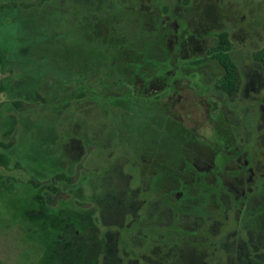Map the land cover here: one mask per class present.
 <instances>
[{"label": "rangeland", "instance_id": "obj_1", "mask_svg": "<svg viewBox=\"0 0 264 264\" xmlns=\"http://www.w3.org/2000/svg\"><path fill=\"white\" fill-rule=\"evenodd\" d=\"M0 1L17 4L0 16V42L15 69L11 90L25 100L40 97L16 112L22 121L13 162L83 176L102 236L117 234L121 264H131L135 251L140 264H191L186 255L203 264H231L225 251L209 247L211 217L227 231L236 216H226L221 181L212 184L211 175L225 165L233 175L232 166L245 159L254 177L264 173V70L253 57L264 46V0H142L116 4L97 20L82 2L80 12L77 0L69 1L68 11L43 17L20 11V4L39 0ZM222 31L229 32L241 71L234 100L214 86L223 74L216 60L195 63ZM7 75L0 70V79ZM10 98L0 93L3 113L10 112ZM238 154L242 161H231ZM0 174V258L39 264L43 248L31 223L12 220L29 196L21 182L30 173L0 166ZM111 181L123 194L137 190L142 207L134 219L133 208L115 216L106 206L102 219L90 200L103 197ZM262 198L254 195L247 205ZM255 223L264 225V209ZM180 247L186 254L179 256Z\"/></svg>", "mask_w": 264, "mask_h": 264}, {"label": "trees", "instance_id": "obj_2", "mask_svg": "<svg viewBox=\"0 0 264 264\" xmlns=\"http://www.w3.org/2000/svg\"><path fill=\"white\" fill-rule=\"evenodd\" d=\"M69 1L39 0L22 3L20 4V11L35 13V15L39 14L43 17L55 10L66 11L70 7ZM77 1L76 7H80L82 2L84 6L82 10L87 11L93 20H97V17H103L102 13H105V15L112 13L116 4L127 7L142 0ZM12 4L17 6L16 3ZM12 4L0 1V16L4 13L5 8L10 7ZM217 36V40L209 50L208 55L196 62H204L208 59L216 60L221 65L223 74L217 79L214 86L233 98L241 88V72L231 55L233 43L229 32L222 31ZM253 57L264 70V46L255 51ZM10 63L11 61L7 58L0 42V70L2 72L10 71L11 73V75L0 79V93L6 92L11 97L7 101L9 102V114L3 113L0 109V166L8 169L12 167L25 168L30 173V178L25 182H21V185L27 189V195L29 196L21 205L20 214L16 213L12 220L16 221L21 217L22 221L31 223V234L40 238L39 245L43 248L39 264H98L101 255H103V264H121L117 247V234L114 231H109L106 237L102 236L97 222L98 210L90 206L87 200L88 197L83 193L84 184L86 183L83 176L77 180V175H72L60 169V167L42 173L33 170L29 165L24 166L19 159L13 162V157L17 151L15 133L19 122L22 121L18 118L16 112L30 109L33 106L32 100H36L39 96L33 94L30 97L31 99L25 100L12 92L11 89L15 84L12 73L15 69L10 66ZM83 96H85V93L79 94V97ZM7 102L1 103V106ZM25 121L28 120L24 119ZM123 178L125 177L123 176ZM2 181L3 175L0 174V182ZM125 191L124 194L120 192L114 182L111 181L103 197L89 196V198L100 206L102 219L106 220L107 215L102 206H106L107 211L114 212L115 216L124 215L129 208H132L137 190L129 187ZM121 206H123L122 211H119ZM252 240L250 239V242ZM253 243L257 247L256 252H258V247L261 248L258 239H254ZM261 256V253H257L251 260L240 259L237 264H264V259ZM186 259L189 260L187 255ZM0 264L7 263L0 258ZM173 264H178V262L175 260Z\"/></svg>", "mask_w": 264, "mask_h": 264}, {"label": "flooded vegetation", "instance_id": "obj_3", "mask_svg": "<svg viewBox=\"0 0 264 264\" xmlns=\"http://www.w3.org/2000/svg\"><path fill=\"white\" fill-rule=\"evenodd\" d=\"M196 61V64L202 63H197ZM231 100L234 99L231 98ZM241 158L242 156L238 154L237 157L232 158V160L231 158H228V161L229 163L235 160L242 161ZM211 165H216L215 160H212ZM232 167L236 169V172L233 175H229L225 172L230 169V167L226 165L221 171H217L216 173L213 172L211 175L212 184L215 183V185H217L219 183V180L221 181L219 192L221 193L220 198L222 202V208L226 207L227 210L226 216H229V211L236 212V216L235 220H233V223L230 226H227L228 229L227 227L225 228L227 231H225L224 228H219V219H217V217H214L215 215L211 217L209 222L214 230V240L212 241V245H209V247H215V249L225 251L226 255L229 256L231 260V264H237V261L240 259L251 260L257 253H261V257L262 259H264V227H262L264 225H257L255 223L257 215L259 213H263L264 209V173H259L260 175L258 176V178L254 177L251 171L253 168L249 167L248 161L246 159L243 165H240L237 168L235 166ZM246 172H250L248 173V177L241 175L244 173L246 174ZM233 179L235 180V182L233 181ZM251 182H254L252 186L249 185ZM258 194L263 197L262 202L258 205L249 207L247 205L249 198ZM224 195L229 198V202L224 201ZM139 201L141 202V200ZM140 202H138L137 198H135L134 202H132V208L134 209L131 212L132 219L137 217V215L139 214V210L142 207L140 205ZM224 231L225 233H223ZM150 236L151 235L145 236V239H148ZM250 239H258V244L261 245V248L258 247V252H256L257 247L253 243V240L252 242H250ZM180 249L181 250L179 256L181 254H185L184 248L180 247ZM134 255L135 258L132 259L131 264H140L139 254L135 251ZM142 258L144 259V257ZM189 259L191 260V264H203V262H197L195 257ZM166 263L170 264L169 262Z\"/></svg>", "mask_w": 264, "mask_h": 264}]
</instances>
